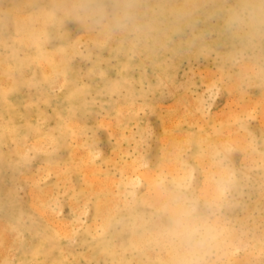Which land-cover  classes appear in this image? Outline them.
<instances>
[{
    "label": "rangeland",
    "instance_id": "obj_1",
    "mask_svg": "<svg viewBox=\"0 0 264 264\" xmlns=\"http://www.w3.org/2000/svg\"><path fill=\"white\" fill-rule=\"evenodd\" d=\"M259 1L0 0V227L3 226L0 228V232H6L8 236L9 232L13 233L14 230L15 233V229H17L16 234L21 236H18V241H20L18 242L16 239L18 242L16 243L14 238H17V235L13 233L12 237L14 238H12L11 233L9 236L12 241L9 242V236L6 237L5 233V241L10 243L6 242L10 249L6 248V250L8 249L6 251L4 246L8 245L4 243L0 255L3 256L2 258L7 256L9 260L6 257L4 260L1 258L0 264H5L12 259L14 261L19 256L21 251L17 249L16 244H27V242L29 245L37 244L38 236L36 234H52V238H57L54 240H58L56 242L59 247L57 246L58 250L54 259L57 262L59 260V264H114V261L116 264H121V261L124 264L126 260L127 264H178L181 260L195 261V264H254L256 259L255 264H264V221H262L264 220V187L261 188V191L256 192L257 194L255 193L258 189V182L264 181V157H262L264 149L258 148L255 138L258 134L264 136V128H262L264 124H261L264 122H260L262 121L261 110H264L262 108L264 98H261L264 96V76H261L264 74V69H261L264 67V60H262L264 57L256 60L259 53L260 57L264 56V38L261 39L260 45H257L253 52L243 49V40H241L248 32L246 20L251 14L249 12L258 5ZM131 29L132 31H130ZM262 30H264V26L261 29L264 34ZM167 31L168 33H166ZM240 49L241 52H238ZM87 52H90V55ZM237 54L240 56L236 57ZM241 58L242 60H240ZM228 59L229 62H226ZM230 60L233 61L237 71L242 70V68L238 70L237 66L243 60L249 61L251 64L254 62L252 66L254 75L252 74L251 77L254 83L238 94L237 92L230 93L225 89V85H228L225 77L227 76L226 67L230 64ZM255 67L260 69L255 70ZM240 72L245 73L243 70ZM260 81L262 86L258 87L257 83ZM131 89L133 90L131 91ZM152 92L153 95H151ZM242 101L247 105L252 104L249 106L250 110L247 107L242 109ZM252 106L253 108H251ZM239 107H241L240 110ZM248 110L249 113H247ZM182 117L184 118L182 119ZM67 118L72 122L70 127L67 125V122L71 124ZM190 123L192 124L190 125ZM244 123H246L244 125L246 129L243 128ZM62 125L66 127L64 128ZM222 126H230L229 128L234 129L232 133L234 132L238 138L243 139L240 140L242 146L240 149V147H236L239 144L238 140H236L235 146L234 141L229 140L232 139V135H230L227 140L233 144L225 143L227 148L224 151V153L227 152L225 159V155L221 153L222 149L218 153H214V161L211 155L206 158L207 160L203 159L207 156L204 153L208 152L204 143H199L198 147L191 140L187 142V138L195 137V134H197L196 137L201 135V137L205 136L204 138L208 137L209 133L218 130L223 134ZM203 129L212 131L206 133ZM114 131H116L115 134ZM167 131H170L171 137L168 133L165 134ZM198 131L203 132L198 133ZM8 134L10 135L8 136ZM244 134L245 136H243ZM250 135L251 137H249ZM245 137L247 145H244ZM253 137L255 140L252 139ZM224 138L226 139L225 135ZM74 141L76 142L74 143ZM247 147L257 150L252 162L249 160L251 159L249 158L251 150L248 152L249 148ZM203 149L205 150L203 151ZM242 150H247L244 153H248V156L242 153ZM197 151H199L198 154H196ZM242 157L245 158L242 159ZM246 158L248 159L246 160ZM196 159L202 160L199 162ZM177 161L179 162L177 163ZM198 163L200 166L204 164L201 169L200 166L198 167ZM223 164H228V167ZM137 168L141 172L137 171ZM187 168L189 169L187 170ZM218 168H220V172L228 170L226 175L231 173L228 174L229 177L228 175L225 177L223 182L219 181L221 179L218 176ZM147 171L149 172L147 173ZM170 172L172 173L170 174ZM147 174L150 176L148 177ZM202 174H206L204 177L207 179ZM205 179L210 181L206 183ZM147 180H149V184ZM208 183L212 187L213 184H224V187L220 186L224 192L219 198H210L211 191L209 190L212 187L208 188L211 186H208ZM234 183L236 184L234 185ZM32 189L34 191L31 192ZM205 189L209 191L208 194H203ZM4 191L6 192L4 193ZM153 192L159 193L158 200L161 203H158L161 205L157 204V207H155V203H157L155 197L157 196H154ZM30 193H32V197ZM142 195L148 198V203L151 202V205L139 201ZM5 196L6 198H4ZM161 196L165 200H162ZM167 198L168 203L165 202ZM182 199L183 202H181ZM82 202L87 207L81 205ZM179 202L182 205L178 207ZM72 203L73 205H71ZM131 203L136 204L132 206ZM162 203L167 204V206L163 205L165 208L171 207H168L166 211L180 210L181 207L192 210L190 214L195 219L197 217V221L211 227L210 242L194 254L178 251L168 238L172 214L171 212L168 214L165 209H162ZM172 204L177 207L173 206V208ZM28 205L33 208L38 205V210L32 209ZM96 207H100L99 212ZM72 209H74L73 213ZM95 209L97 211H94ZM100 210L101 212L103 210L102 214ZM140 212L143 213V216ZM137 213L139 216H136ZM102 215L106 218L110 217V219L105 218L109 223L105 222ZM134 216L135 219L137 218L136 221ZM42 217L48 218V221ZM28 219L31 221L29 222ZM52 220H55L56 223ZM103 221L106 224H103ZM137 221L142 223H137ZM3 222L4 225H2ZM46 223L49 224V227L44 228ZM134 224L135 227L138 225L136 228L134 227L135 230L132 228ZM5 225L7 229L9 228L8 230L4 229ZM122 225L125 226L124 231L121 228ZM165 225H168V228ZM126 227L129 228L126 230ZM68 229L71 231L69 232ZM131 229L133 232L130 231V234L129 230ZM66 230L73 239L67 238V234L64 236ZM144 230L148 232L147 234L152 235L147 237L146 242L144 241L146 246H144L145 243H142L143 245L136 247L131 243L132 234L142 233ZM62 233L63 237L61 238ZM56 234L61 235L53 236ZM96 234L101 235L98 237ZM129 235L132 236V239ZM163 236H165V245L163 246L165 249L155 246V241L158 244L159 240H163ZM152 244L153 246H151ZM124 246L127 247L125 250L127 252L124 251ZM59 248L65 249L62 251ZM174 249L177 252L174 253ZM98 250L103 252L98 254ZM3 251L5 255L2 254ZM7 252L13 255L8 254V257ZM80 253L86 254L87 257H84L86 261L83 257L81 260ZM68 254L73 256L70 257ZM97 254L98 256H96ZM62 255L67 256H64L65 260ZM116 255L120 256V262ZM91 256H94L93 259ZM88 257L92 261H90L91 263L88 261ZM184 257L185 259H183ZM46 259L47 257H39L36 264H48ZM244 259L247 260L244 261ZM124 260L125 262H123Z\"/></svg>",
    "mask_w": 264,
    "mask_h": 264
},
{
    "label": "bare ground",
    "instance_id": "obj_2",
    "mask_svg": "<svg viewBox=\"0 0 264 264\" xmlns=\"http://www.w3.org/2000/svg\"><path fill=\"white\" fill-rule=\"evenodd\" d=\"M13 1V0H12ZM122 1V0H121ZM137 1V0H136ZM244 1V0H243ZM246 1V0H245ZM256 1V0H255ZM44 2V1H43ZM80 2V1H79ZM24 3V2H23ZM87 3V2H86ZM199 3V2H198ZM203 3V2H202ZM53 4V3H52ZM130 4H131V2H130ZM64 5V4H63ZM62 5V6H63ZM144 5V4H143ZM148 5V4H147ZM150 5V4H149ZM157 5V4H156ZM27 6V5H26ZM145 6V5H144ZM16 7V6H15ZM86 7V6H85ZM126 7H128L127 5H126ZM139 7V6H138ZM185 7V6H184ZM197 7V6H196ZM87 8H88V6H87ZM132 8V7H131ZM135 8V7H134ZM133 8V9H134ZM220 8V7H219ZM63 9V8H62ZM99 9V8H98ZM101 9V8H100ZM126 9V8H125ZM185 9V8H184ZM236 9V8H235ZM7 10V9H6ZM15 10V9H14ZM16 10H17V8H16ZM82 10V9H81ZM110 10V9H109ZM135 10V9H134ZM174 10V9H173ZM188 10V9H187ZM10 11V10H9ZM40 11V10H39ZM57 11V10H56ZM63 11V10H62ZM90 11H91V9H90ZM132 11V10H131ZM137 11V10H136ZM183 11V10H182ZM36 12V11H35ZM49 12V11H48ZM59 12V11H58ZM69 12V11H68ZM73 12V11H72ZM98 12V11H97ZM107 12V11H106ZM139 12V11H138ZM3 13V12H2ZM41 13V12H40ZM50 13V12H49ZM87 13V12H86ZM95 13V12H94ZM123 13V12H122ZM121 13V14H122ZM135 13V12H134ZM177 13V12H176ZM185 13V12H184ZM251 13V14H250ZM45 14H46V11H45ZM54 14V13H53ZM102 14V13H101ZM124 14V13H123ZM147 14V13H146ZM235 14V13H234ZM241 14V13H240ZM250 14V15H249ZM249 14L247 13V15H249L248 16V19L246 20V25H247V27H248V32L244 35V38L242 39L241 38V40H243V49H247L248 51H250V52H253L256 48H257V45H260L259 43H260V41H261V39L262 38H264V37H262V36H264V34H262V32H261V29H262V26H264V0H260L259 1V3H258V5L257 6H255V8L253 9V10H251V12H249ZM30 15V14H29ZM43 15V14H42ZM83 15V14H82ZM118 15V14H117ZM151 15V14H150ZM25 16V15H24ZM53 16V15H52ZM58 16V15H57ZM92 16V15H91ZM121 16V15H120ZM132 16V15H131ZM145 16V15H144ZM20 17H21V15H20ZM29 17V16H28ZM34 17V16H33ZM61 17V16H60ZM64 17V16H63ZM115 17V16H114ZM41 18V17H40ZM52 18V17H51ZM56 18H58V17H56ZM56 18H55V20H56ZM88 18V17H87ZM110 18H112V17H110ZM30 19V18H29ZM29 19H27V20H29ZM36 19V18H35ZM34 19V20H35ZM61 19V18H60ZM121 19V18H120ZM20 20V19H19ZM22 20V19H21ZM24 20H25V18H24ZM33 20V19H32ZM38 20V19H37ZM43 20V19H42ZM64 20V19H63ZM77 20V19H76ZM177 20V19H176ZM18 21V20H17ZM30 21V20H29ZM39 21V20H38ZM78 21V20H77ZM137 21V20H136ZM30 22H32V21H30ZM29 22V23H30ZM41 22V21H40ZM24 23V22H23ZM42 23V22H41ZM45 23V22H44ZM57 23V22H56ZM238 23V22H237ZM64 24V23H63ZM82 24V23H81ZM85 24V23H84ZM88 24V23H87ZM150 24V23H149ZM242 25H243V23H242ZM45 26V25H44ZM101 26V25H100ZM113 26V25H112ZM123 26H124V24H123ZM240 26V25H239ZM20 27V26H19ZM57 27V26H56ZM55 27V28H56ZM140 27V26H139ZM189 27V26H188ZM23 28V27H22ZM31 28V27H30ZM44 27H42V29H43ZM92 28V27H91ZM102 28V27H101ZM106 28V27H105ZM126 28V27H125ZM136 28V27H135ZM133 29V28H132ZM132 29L130 30V31H132ZM139 29V28H138ZM166 29V28H165ZM190 29V28H189ZM36 30V29H35ZM44 30V29H43ZM89 30V29H88ZM115 30V29H114ZM152 30V29H151ZM112 31V30H111ZM124 31V30H123ZM130 31H128V32H130ZM139 31V30H138ZM191 31V30H190ZM262 31H264V30H262ZM18 32V31H17ZM99 32H101V31H99ZM103 32V31H102ZM107 32V31H106ZM144 32V31H143ZM18 33H20V31L18 32ZM26 33V32H25ZM24 33V34H25ZM32 33V32H31ZM112 33V32H111ZM116 33V32H115ZM166 33H168V31L166 32ZM29 34V33H28ZM27 34V35H28ZM103 34V33H102ZM101 34V35H102ZM105 34V33H104ZM107 34V33H106ZM140 34V33H139ZM62 35V34H61ZM108 35V34H107ZM117 35V34H116ZM136 35H137V33H136ZM47 36V35H46ZM84 36V35H83ZM111 36V35H110ZM199 36V35H198ZM240 36V35H239ZM76 37V36H75ZM81 37V36H80ZM79 37V38H80ZM100 37V36H99ZM238 37V36H237ZM22 38V37H21ZM20 38V39H21ZM46 38V37H45ZM85 38V37H84ZM96 38V37H95ZM131 38V37H130ZM137 38V37H136ZM53 39V38H52ZM77 39V38H76ZM202 39V38H201ZM30 40V39H29ZM40 40V39H39ZM43 40V39H42ZM80 40V39H79ZM98 40V39H97ZM120 40V39H119ZM122 40V39H121ZM126 40V39H125ZM130 40V39H129ZM140 40H142V39H140ZM186 40V39H185ZM35 41H36V39H35ZM35 41H33V42H35ZM101 41V40H100ZM118 41V40H117ZM137 41V40H136ZM171 41V40H170ZM27 42H28V38H27ZM31 42V41H30ZM121 42V41H120ZM197 42V41H196ZM68 43V42H67ZM106 43V42H105ZM134 43V42H133ZM198 43V42H197ZM42 44V43H41ZM44 44V43H43ZM79 44V43H78ZM103 44H104V42H103ZM109 44V43H108ZM132 44V43H131ZM187 44V43H186ZM238 44H240V43H238ZM142 45H143V43H142ZM146 45V44H145ZM156 45V44H155ZM27 46V45H26ZM43 46V45H42ZM78 46V45H77ZM157 46V45H156ZM194 46V45H193ZM62 47V46H61ZM139 47V46H138ZM166 47V46H165ZM225 47V46H224ZM16 48V47H15ZM43 48V47H42ZM75 48V47H74ZM110 48V47H109ZM139 48H141V47H139ZM171 48V47H170ZM41 49V48H40ZM198 49V48H197ZM128 50V49H127ZM156 50V49H155ZM212 50V49H211ZM55 51V50H54ZM139 51V50H138ZM213 51V50H212ZM257 51V50H256ZM259 51V50H258ZM257 51V52H258ZM133 52H135V51H133ZM133 52H131V54H133ZM238 52H241V49H240V51H238ZM88 53V52H87ZM90 53V52H89ZM88 53V54H89ZM137 53V52H136ZM14 54V53H13ZM21 54V53H20ZM63 54V53H62ZM124 54V53H123ZM199 54V53H198ZM253 54V53H252ZM258 54V53H257ZM257 54H256V56H257ZM80 55V54H79ZM90 55V54H89ZM175 55V54H174ZM193 55V54H192ZM203 55V54H202ZM233 55H235V52H233ZM238 55L240 56V54H237V56L236 57H238ZM8 56V55H7ZM22 56V55H21ZM21 56H20V58H21ZM46 56V55H45ZM61 56V55H60ZM63 56V55H62ZM73 56V55H72ZM129 56V55H128ZM143 56H145V55H143ZM194 56V55H193ZM204 56V55H203ZM202 56V57H203ZM217 56V55H216ZM224 56V55H223ZM252 56V55H251ZM58 57V56H57ZM146 57V56H145ZM188 57V56H187ZM246 57V56H245ZM253 57H254V55H253ZM262 57H264V56H261L260 57V53H259V57H257V59L256 60H258V58H262ZM66 58V57H65ZM87 58V57H86ZM189 58V57H188ZM232 58H234L233 56H232ZM248 58V57H247ZM54 59V58H53ZM76 59V58H75ZM88 59V58H87ZM150 59V58H149ZM230 59H231V56H230ZM236 59V58H235ZM238 59V58H237ZM253 59V58H252ZM41 60V59H40ZM107 60L109 61V59L107 58ZM147 60V59H146ZM222 60V59H221ZM240 60H242V58L240 59ZM255 60V61H256ZM262 60H264V58H262ZM38 61H39V59H38ZM51 61H53V60H51ZM60 61H61V59H60ZM214 61V60H213ZM102 62V61H101ZM226 62H229V59H228V61H226ZM238 62V61H237ZM43 63V62H42ZM64 63V62H63ZM98 63V62H97ZM253 63L254 62H252V64L249 62V61H247V62H245L244 60L237 66V69L238 70H240L241 68H242V70L245 72V73H243L242 74V72H240V71H242V70H240V71H237L236 70V68H235V66H234V64H233V61H231L230 60V64H228V66L226 67V70H227V76H225L226 77V79H227V82H228V85L226 86L225 85V89L228 91V92H230V93H233V92H237V94H238V92L239 93H241V92H243L244 91V89H248V87H249V85H251V83L253 84L254 83V81H253V78H251L254 74V72H253ZM23 65V64H22ZM27 65V64H26ZM63 65V64H62ZM61 65V66H62ZM195 65V64H194ZM258 65V64H257ZM6 66V65H5ZM15 66V65H14ZM173 66V65H172ZM207 66V65H206ZM255 66H256V64H255ZM3 67V66H2ZM25 67V66H24ZM78 67V66H77ZM182 67V66H181ZM215 67V66H214ZM10 68H14V67H10ZM21 68V67H20ZM133 68V67H132ZM189 68V67H188ZM200 68V67H199ZM256 69L255 70H258L257 68H259V67H255ZM96 69H98V68H96ZM211 69V68H210ZM260 69V68H259ZM261 69H264V67H262ZM20 70H22V69H20ZM45 70V69H44ZM49 70V69H48ZM189 70V69H188ZM204 70V69H203ZM16 71V70H15ZM71 71V70H70ZM185 71V70H184ZM262 71V70H261ZM50 72V71H49ZM218 73V72H217ZM48 74V73H47ZM98 74V73H97ZM207 74V73H206ZM253 74V75H252ZM255 74H257V73H255ZM61 75V74H60ZM261 76H264V74H262ZM175 77V76H174ZM254 77H256V76H254ZM258 77H259V75H258ZM50 78V77H49ZM189 78V77H188ZM52 79V78H51ZM51 79H49V80H51ZM166 79V78H165ZM255 79V78H254ZM260 79V78H259ZM261 79H262V77H261ZM83 80V79H82ZM130 80V79H129ZM160 80V79H159ZM2 81V80H1ZM162 81V80H161ZM190 81V80H189ZM188 81V82H189ZM194 81V80H193ZM193 81H191V82H193ZM210 81V80H209ZM52 82V81H51ZM182 82V81H181ZM54 83H57V82H54ZM108 83V82H107ZM183 83V82H182ZM187 83V82H186ZM260 83V84H259ZM190 84V83H189ZM210 84V83H209ZM209 84H208V86H209ZM259 86L258 87H260V85H261V81L260 82H258L257 83ZM257 84H254V85H257ZM10 85V84H9ZM8 85V86H9ZM148 85V84H147ZM65 86V85H64ZM179 86V85H178ZM216 86V85H215ZM220 86V85H219ZM262 86V85H261ZM59 87V86H58ZM251 87V86H250ZM115 88V87H114ZM175 88V87H174ZM176 88H177V86H176ZM180 88V87H179ZM123 89H125V88H123ZM127 89V88H126ZM147 89V88H146ZM168 89H169V87H168ZM171 89V88H170ZM16 90V89H15ZM114 90V89H113ZM120 90H122V89H120ZM119 90V91H120ZM133 89H131V91H132ZM224 90V89H223ZM82 91V90H81ZM95 91V90H94ZM130 91V90H129ZM225 91V90H224ZM241 91V92H240ZM246 91V90H245ZM248 91V90H247ZM260 91V90H259ZM262 91V90H261ZM260 91V92H261ZM249 92V91H248ZM247 92V93H248ZM159 93V92H158ZM167 93H168V91H167ZM98 94H99V92H98ZM119 94V93H118ZM236 94V95H237ZM250 94V93H249ZM129 95V94H128ZM151 95H153V92L151 93ZM243 95V94H242ZM262 95V94H261ZM99 96V95H98ZM111 96V95H110ZM117 96V95H116ZM245 96V95H244ZM120 97V96H119ZM236 97V96H235ZM240 97V96H239ZM259 97V96H258ZM72 98H74V97H72ZM184 98H186V97H184ZM189 98V97H188ZM246 98V97H245ZM248 98H251V97H248ZM261 98H264V96H262ZM41 99V98H40ZM234 99V98H233ZM236 99V98H235ZM256 99V98H255ZM259 99V98H258ZM162 100V99H161ZM251 100H253V99H251ZM260 100V99H259ZM114 101H115V99H114ZM154 101V100H153ZM204 101V100H203ZM234 101V100H233ZM184 102V101H183ZM188 102H189V100H188ZM227 102V101H226ZM258 102H260V101H258ZM257 102V103H258ZM28 103V102H27ZM32 103V102H31ZM116 103V102H115ZM182 103V102H181ZM230 103V102H229ZM228 103V104H229ZM241 103H243V101L241 102ZM246 102H244L243 104H242V109H244L245 107H247L248 109L250 108L249 106H251L252 104L250 103V105H247V103L245 104ZM255 103V102H254ZM261 103H262V100H261ZM261 103H260V107L262 106V105H264V104H262L261 105ZM26 104V103H25ZM45 104V103H44ZM189 104V103H188ZM28 105H30V104H28ZM123 105V104H122ZM158 105V104H157ZM170 105V104H169ZM197 105V104H196ZM224 105V104H223ZM247 105V106H246ZM118 106V105H117ZM121 106V105H120ZM139 106V105H138ZM171 106H173V105H171ZM179 106V105H178ZM189 106H191V105H189ZM193 106V105H192ZM244 106V107H243ZM36 107V106H35ZM136 107V106H135ZM150 107V106H149ZM168 107V106H167ZM170 107V106H169ZM188 108V107H187ZM240 108L241 107H239L238 109L240 110ZM251 108H253V106L251 107ZM262 108H264V106H262ZM178 109V108H177ZM190 110H191V108H189ZM227 109V108H226ZM237 109V110H238ZM242 109H241V112H242ZM255 109V108H254ZM259 109V111H260V108H258ZM119 110H120V108H119ZM140 110H141V108H140ZM144 110V109H143ZM173 110H175V109H173ZM250 110V109H249ZM249 110H248V112L247 113H249ZM252 110V109H251ZM256 110V109H255ZM88 111V110H87ZM153 111V110H152ZM178 111H180V110H178ZM186 111V110H185ZM244 111V113L246 112V109L245 110H243ZM254 111V110H253ZM262 112V116H260L261 117V119H262V121H260V119H259V121L260 122H264V110H261ZM164 112V111H163ZM176 112V111H175ZM183 112V111H182ZM187 112V111H186ZM224 111H222V114H224L223 113ZM237 112V111H236ZM67 113V112H66ZM174 113V112H173ZM181 113V112H180ZM191 113H194V111L192 112L191 111ZM206 113V112H205ZM210 113V112H209ZM8 114V113H7ZM99 114V113H98ZM138 114V113H137ZM177 114V113H176ZM188 114V113H187ZM203 114V113H202ZM208 114V113H207ZM230 114V113H229ZM233 114H235V113H233ZM143 115V114H142ZM141 115V116H142ZM173 115V114H172ZM193 115H195V114H193ZM204 115V114H203ZM245 115V114H244ZM119 116V115H118ZM123 116H124V114H123ZM174 116H175V113H174ZM178 116H180V115H178ZM223 116V115H222ZM230 116H231V114H230ZM236 116V115H235ZM239 116V115H238ZM8 117V116H7ZM49 117V116H48ZM171 117V116H170ZM221 117V116H220ZM229 117V116H228ZM244 117V116H243ZM259 117V118H260ZM51 118V117H50ZM133 118H134V116H133ZM175 118H176V116H175ZM178 118V117H177ZM181 118V117H180ZM184 117H182V119H183ZM186 118H187V116H186ZM193 118V117H192ZM197 118V117H196ZM217 118V117H216ZM230 118V117H229ZM234 118V117H233ZM232 118V119H233ZM236 118V117H235ZM65 119V118H64ZM126 119H128V118H126ZM193 119H195V118H193ZM223 119V118H222ZM221 119V120H222ZM236 119H238V117L236 118ZM46 120V119H45ZM67 120H68V118H67ZM176 120V119H175ZM225 120H227V119H225ZM229 120V119H228ZM227 120V121H228ZM245 120H247V119H245ZM40 121H41V119H40ZM69 121V120H68ZM93 121H94V119H93ZM115 121V120H114ZM127 121V120H126ZM194 121V120H193ZM217 121V120H216ZM243 121V120H242ZM258 121V122H259ZM66 122V121H65ZM70 122V121H69ZM210 122V121H209ZM221 122V121H220ZM236 122V121H235ZM244 122V121H243ZM242 122V123H243ZM71 124H68V122H67V125H69V127L70 126H72V122H70ZM76 123V122H75ZM183 123V122H182ZM194 123V122H193ZM1 124V123H0ZM118 124V123H117ZM120 124V123H119ZM172 124V123H171ZM192 123H190V125H191ZM238 124H239V122H238ZM246 123H244L243 124V126L245 125ZM261 124H264V123H261ZM63 125H65V123H63ZM62 125V127H64ZM81 125V124H80ZM116 125V124H115ZM170 125V124H169ZM2 126V125H1ZM118 126V125H117ZM140 126V125H139ZM167 126H168V123H167ZM167 126H166V128H167ZM172 126V125H171ZM208 126H209V124H208ZM243 126H240V127H243ZM262 126H264V125H262ZM66 127V126H65ZM64 127V128H65ZM75 127V126H74ZM77 127H79V126H77ZM133 127H134V125H133ZM170 127V126H169ZM205 127V126H204ZM230 127V126H229ZM229 127H226V126H222L221 127V130H222V133L223 134H221L220 132V130H218L217 132H212V133H209V131L211 132L212 130L210 129L209 131L208 130H204L206 133H207V131H208V137H206V138H204V137H201V135H199L198 137H196L197 136V134H195V137H192V138H187V142H188V140L190 141H192L193 142V144H196V146H198L199 147V143H204V146H206L207 147V151L208 152H206V153H204V154H206L207 156H203L202 158L203 159H206V158H208V156H212V160H213V155H214V153L216 154V153H218L219 152V150H221L222 149V151H221V153H223L224 155L226 154L227 155V152L226 153H224V151L227 149L225 146V143H231V144H233L234 143V146L237 144L236 143V140H238V142H239V144H237L236 145V147H240V149H241V144H240V140H241V137L240 138H238L236 135L237 134H235L234 132V134L232 133V130H234V129H231V128H229ZM2 128V127H1ZM6 128V127H5ZM9 128V127H8ZM7 128V129H8ZM119 128V127H118ZM165 128V129H166ZM210 128V127H209ZM208 128V129H209ZM229 128V129H228ZM243 128H245V126L243 127ZM261 128V127H260ZM262 128H264V127H262ZM80 129H81V127H80ZM191 129V128H190ZM207 129V128H206ZM246 129V128H245ZM56 130H58V129H56ZM150 130V129H149ZM202 130V129H201ZM62 131V130H61ZM60 131V132H61ZM75 131V130H74ZM78 131V130H77ZM125 131V130H124ZM147 131V130H146ZM200 131V130H199ZM198 131V133H202V132H199ZM220 131V132H219ZM4 132V131H3ZM9 132V131H8ZM8 132H5L6 134L8 133ZM63 132H64V129H63ZM76 132V131H75ZM115 132L116 131H114V134H115ZM118 132V131H117ZM140 132V131H139ZM156 132V131H155ZM124 133V132H123ZM147 133V132H146ZM166 133H170V131L168 132H165V134ZM183 133V132H182ZM191 133V132H190ZM246 133V132H245ZM249 133V132H248ZM10 134H12V133H10ZM10 134H8V136L10 135ZM145 134V133H144ZM164 134V135H165ZM177 134V133H176ZM175 134V135H176ZM181 134V133H180ZM184 134V133H183ZM193 134V133H192ZM213 134V135H212ZM247 134V133H246ZM249 134H251V133H249ZM33 135V134H32ZM77 135V134H76ZM139 135H140V133H139ZM143 135V134H142ZM141 135V136H142ZM148 135V134H147ZM150 135V134H149ZM167 135V134H166ZM170 135V136H169ZM168 136L169 137H171L172 136V134H169ZM188 135V134H187ZM224 135L226 136V139L224 138ZM230 135H232V139H229L230 138ZM254 135V134H253ZM53 136V135H52ZM51 136V137H52ZM78 136V135H77ZM86 136V135H85ZM127 136H130L129 134H127ZM151 136V135H150ZM182 136V135H181ZM188 136H191V135H188ZM188 136H186V137H188ZM243 136H245V134L243 135ZM242 136V137H243ZM247 136V135H246ZM26 137V136H25ZM81 137V136H80ZM142 137H144V136H142ZM146 137V136H145ZM249 137H251V135L249 136ZM248 137V138H249ZM149 138V137H148ZM173 138V137H172ZM176 138H177V136H176ZM179 138V137H178ZM181 138V137H180ZM184 138V137H183ZM256 141H257V145H258V148L260 149L261 147H262V149H264V136H260L259 134L258 135H256ZM3 139H4V137H3ZM8 139H9V137H8ZM40 139V138H39ZM77 139V138H76ZM76 139H74V140H76ZM141 139V138H140ZM227 139H229L230 141L231 140H233L234 142L232 143V142H230L229 140H227ZM252 139H254V137L252 138ZM52 140V139H51ZM78 140H79V138H78ZM168 140V139H167ZM224 140V141H223ZM226 140V141H225ZM243 140V139H242ZM241 140V141H242ZM247 139H246V137H245V140H244V145H247V143L245 142ZM250 140H251V138H250ZM249 140V141H250ZM255 140V139H254ZM9 141H10V139H9ZM35 141V140H34ZM39 141H41V139L39 140ZM43 141V140H42ZM80 141V140H79ZM84 141V140H83ZM119 141V140H118ZM133 141V140H132ZM164 141H166V140H164ZM186 141V140H185ZM49 142H50V140H49ZM54 142V141H53ZM76 141H74V143H75ZM93 142V141H92ZM135 142V141H134ZM253 142V141H252ZM251 142V143H252ZM18 143V142H17ZM33 143V142H32ZM44 143V142H43ZM64 143V142H63ZM78 143V142H77ZM83 143V142H82ZM81 143V144H82ZM162 143V142H161ZM177 143V142H176ZM242 143V142H241ZM250 143V142H249ZM254 143H255V141H254ZM178 144V143H177ZM206 144V145H205ZM76 145V144H75ZM78 145V144H77ZM80 145V144H79ZM91 145V144H90ZM138 145H139V143H138ZM149 145V144H148ZM151 145V144H150ZM255 145V144H254ZM19 146V145H18ZM38 146H39V144H38ZM37 146V147H38ZM83 146H85V145H83ZM139 146H141V144L139 145ZM147 146V145H146ZM181 146V145H180ZM249 146V145H248ZM252 146V145H251ZM65 147V146H64ZM186 147V146H185ZM188 147V146H187ZM190 147V146H189ZM244 147V146H243ZM54 148V147H53ZM151 148V147H150ZM178 148V147H177ZM229 148V147H228ZM247 148H249V150H248V152H250V150H251V153L249 154V158H251V159H249L250 161L251 160H253V156L257 153V150H255V149H252L251 147H247ZM257 148V149H258ZM25 149V148H24ZM76 149V148H75ZM99 149V148H98ZM138 149V148H137ZM143 149V148H142ZM145 149V148H144ZM185 149V148H184ZM186 149H188V148H186ZM230 149V148H229ZM239 149V151L241 152V150ZM244 149V148H243ZM17 150H20V149H17ZM29 150V149H28ZM47 150V149H46ZM56 150V149H55ZM54 150V151H55ZM97 150V149H96ZM182 150V149H181ZM190 150H192V149H190ZM198 150H199V148H198ZM205 149H203V151H204ZM261 150V149H260ZM49 151V150H48ZM47 151V152H48ZM79 151H81L80 149H79ZM85 151V150H84ZM100 151V150H99ZM121 151V150H120ZM183 151V150H182ZM181 151V152H182ZM233 151V150H232ZM243 152L242 153H244V151H247V150H242ZM259 151V150H258ZM22 152V151H21ZM74 152V151H73ZM171 152H172V150H171ZM178 152V151H177ZM201 152V151H200ZM229 152H231V151H229ZM261 152V151H260ZM43 153V152H42ZM91 153V152H90ZM122 153V152H121ZM140 153V152H139ZM145 153V152H144ZM147 153V152H146ZM161 153V152H160ZM164 153V152H163ZM199 153V151H197V153L196 154H198ZM203 153V152H202ZM45 154V153H44ZM70 154V153H69ZM84 154V153H83ZM181 154V153H180ZM183 154V153H182ZM222 154V155H223ZM232 154V153H231ZM244 154H246V153H244ZM261 154H262V152H261ZM90 155V154H89ZM162 155V154H161ZM164 155V157L166 156L165 155V153L163 154ZM168 155H169V151H168ZM185 155V154H184ZM219 155V154H218ZM226 155L224 156V159H225V157H226ZM87 156V155H86ZM95 156V155H94ZM151 156V155H150ZM180 156V155H179ZM188 156V155H187ZM193 156V155H192ZM195 156V155H194ZM199 156H200V154H199ZM210 156V157H211ZM231 156V155H230ZM246 156H248V153L246 154ZM259 156H261V155H259ZM91 157V156H90ZM163 157V158H164ZM172 157V156H171ZM181 157V156H180ZM189 157V156H188ZM228 157V156H227ZM262 157H264V156H262ZM69 158H71V156H69ZM92 158V157H91ZM149 158V157H148ZM162 158V157H161ZM166 158V157H165ZM167 158H169V157H167ZM190 158V157H189ZM193 157H191V159H192ZM194 158H196V157H194ZM197 158H199V157H197ZM201 158V157H200ZM199 158V159H200ZM218 158H219V156H218ZM243 158H245V157H242V159ZM79 159V158H78ZM82 159V158H81ZM170 159V158H169ZM172 159H173V157H172ZM187 159V158H186ZM199 159H196V160H198L199 162H201V160H199ZM227 160H228V158H226ZM248 158H246V160H247ZM69 160V159H68ZM67 160V161H68ZM85 160V159H84ZM114 160V159H113ZM146 160V159H145ZM184 160H185V158H184ZM193 160V159H192ZM207 160V159H206ZM209 160V159H208ZM221 160V159H220ZM223 160V159H222ZM221 160V161H222ZM71 161V160H70ZM89 161V160H88ZM174 161V160H173ZM191 161V160H190ZM195 161V160H194ZM214 161V160H213ZM223 161H225V160H223ZM245 161V160H244ZM261 161V160H260ZM22 162V161H21ZM66 162V161H65ZM65 162H63L64 164H65ZM85 162V161H84ZM90 162V161H89ZM143 162V161H142ZM153 162V161H152ZM151 162V163H152ZM175 162V161H174ZM179 161H177V163H178ZM203 162V161H202ZM211 162V161H210ZM220 162V161H219ZM225 162H227V161H225ZM229 162V161H228ZM227 162V163H228ZM252 162V161H251ZM23 163V162H22ZM67 163V162H66ZM87 163V162H86ZM155 163V162H154ZM191 163V162H190ZM218 163V162H217ZM19 164V163H18ZM21 164V163H20ZM139 164H141V163H139ZM138 164V165H139ZM182 164V163H181ZM197 164V163H196ZM210 164V163H209ZM218 164H220V163H218ZM217 164V165H218ZM247 164V163H246ZM252 164V163H251ZM68 165V164H67ZM89 165V164H88ZM137 165V166H138ZM147 165V164H146ZM202 165H204V164H202ZM201 165V166H202ZM211 165V164H210ZM216 165V166H217ZM223 165H225V164H223ZM228 165V164H227ZM227 165H225V166H227ZM47 166H49V165H47ZM166 166V165H165ZM174 166V165H173ZM181 166V165H180ZM200 165H199V163H198V167H199ZM201 166H200V169H201ZM52 167V166H51ZM67 167V166H66ZM79 167V166H78ZM99 167V166H98ZM212 167H213V165H212ZM215 167V166H214ZM218 167H220V166H218ZM228 167V166H227ZM50 168V167H49ZM119 168V167H118ZM131 168V167H130ZM197 168V167H196ZM208 168H209V166H208ZM207 168V169H208ZM217 168V167H216ZM222 169L224 168V166L223 167H221ZM226 168V167H225ZM61 169V168H60ZM83 169H85V168H83ZM94 169V168H93ZM145 169V168H144ZM162 169V168H161ZM168 169H169V167H168ZM189 168H187V170H188ZM190 169H192V168H190ZM219 169V172H218V170H216L217 172H218V176H219V178L221 179V180H219V181H221V182H223L224 180H225V177L228 175V174H231V173H228L227 175H226V172H228V170H222V172H220V168H218ZM45 170V169H44ZM56 170V169H55ZM85 170H87V169H85ZM133 170V169H132ZM142 170V169H141ZM146 170V169H145ZM166 170V169H165ZM204 170V169H203ZM215 170V169H214ZM99 171V170H98ZM137 171H139V169L137 168ZM170 171V170H169ZM177 171V170H176ZM202 171V170H201ZM21 172V171H20ZM19 172V173H20ZM44 172V171H43ZM56 172V171H55ZM73 172V171H72ZM91 172V171H90ZM95 172V171H94ZM139 172H141V171H139ZM149 171H147V173H148ZM159 172V171H158ZM157 172V173H158ZM173 172H175V171H173ZM190 172V171H189ZM195 172V171H194ZM216 172V173H217ZM87 173H88V171H87ZM92 173V172H91ZM150 173H153V172H150ZM155 173V172H154ZM161 173V172H160ZM159 173V174H160ZM172 172H170V174H171ZM178 173V172H177ZM176 173V174H177ZM188 173V172H187ZM196 173V172H195ZM202 173V172H201ZM204 173V172H203ZM70 174V173H69ZM168 174H169V172H168ZM182 174V173H181ZM190 174H191V172H190ZM207 174V173H206ZM205 174V175H206ZM210 174H211V172H210ZM220 174V175H219ZM140 175V174H139ZM146 175V174H145ZM156 175V174H155ZM185 175H187V174H185ZM203 175V174H202ZM205 175H203V177L205 176ZM209 175V174H208ZM216 175V174H215ZM240 175V174H239ZM23 176V175H22ZM40 176H41V174H40ZM65 176V175H64ZM140 176H143V175H140ZM147 176L149 177L150 175H148L147 174ZM159 176V175H158ZM178 176V175H177ZM182 176V175H181ZM201 176V175H200ZM233 176V175H232ZM20 177V176H19ZM30 177V176H29ZM37 177V176H36ZM39 177V176H38ZM42 177V176H41ZM47 177V176H46ZM71 177V176H70ZM137 177H139V176H137ZM175 177V176H174ZM207 177H209V176H207ZM228 177H229V175H228ZM65 178V177H64ZM97 178V177H96ZM140 178H142V177H140ZM180 178V177H179ZM204 178H206V177H204ZM28 179V178H27ZM60 179H61V177H60ZM86 179V178H85ZM94 179V178H93ZM110 179H112V178H110ZM122 179V178H121ZM128 179V178H127ZM148 179V178H147ZM181 179V178H180ZM202 179V178H201ZM207 179V178H206ZM205 179V180H206ZM32 180V179H31ZM66 180V179H65ZM87 180V179H86ZM129 180V179H128ZM164 180V179H163ZM57 181V180H56ZM59 181V180H58ZM95 181V180H94ZM149 180H147V183L149 184L150 182H148ZM203 181H204V179H203ZM207 181L208 180H206V183H207ZM210 181V180H209ZM208 181V182H209ZM216 181H217V179H216ZM219 181H217V182H219ZM1 182V181H0ZM159 182V181H158ZM92 183V182H91ZM97 183H98V181H97ZM152 183H154V182H152ZM203 183V182H202ZM225 183V182H224ZM261 183V184H260ZM196 184V183H195ZM226 184V183H225ZM232 184V183H231ZM236 183H234V185H235ZM247 184V183H246ZM33 185V184H32ZM36 185V184H35ZM97 185V184H96ZM100 185V184H99ZM131 185H132V183H131ZM142 185V184H141ZM151 185V184H150ZM208 186L209 185H211L210 183H208L207 184ZM224 184H222V183H217V185H215V184H213V187H212V185L211 186H207L208 188H210V187H212L211 188V190H209V191H211V194H210V198L212 197V198H215V199H217V198H219L220 196H221V194L224 192V190L223 189H221L222 187H224L223 186ZM227 185V184H226ZM187 186V185H186ZM195 186V185H194ZM193 186V187H194ZM220 186H222V187H220ZM244 186H245V184H244ZM47 187V186H46ZM67 187V186H66ZM100 187V186H99ZM182 187H184L183 185H182ZM190 187V186H189ZM216 187V188H215ZM257 187H258V189L255 191V193L256 192H259V191H261V188L262 187H264V181H259L258 182V184H257ZM70 188V187H69ZM84 188V187H83ZM185 188V187H184ZM205 188V187H204ZM22 189V188H21ZM71 189V188H70ZM93 189H95V188H93ZM114 189V188H113ZM112 189V190H113ZM177 189H178V187H177ZM196 189H197V186H196ZM199 189V188H198ZM207 189V188H206ZM205 189V190H206ZM229 189V188H228ZM99 190V189H98ZM103 190H105V189H103ZM145 190H146V188H145ZM144 190V191H145ZM152 191H153V189H151ZM204 190V191H205ZM32 191H34L33 189L31 190V192ZM45 191V190H44ZM65 191V190H64ZM122 191V190H121ZM120 191V192H121ZM147 191V190H146ZM201 191H203V190H201ZM204 191H203V194H208L209 193V191H205V193H204ZM6 191H4V193H5ZM10 192V191H9ZM47 192H48V190H47ZM155 192H156V190H155ZM155 192H153L154 193V196H157V197H155V198H157L156 199V201H157V203H155L156 204V206H155V204L153 205V207L155 206V207H157L158 205H161V204H159L158 202H160L161 203V201L160 200H158L160 197H159V193H157V194H155ZM49 194H51L50 193V191L48 192ZM92 193H94L93 191H92ZM105 193V192H104ZM148 193H149V191H148ZM61 194V193H60ZM88 194V193H87ZM172 194V193H171ZM171 194H170V196H171ZM197 194V193H196ZM202 194V193H201ZM257 194V193H256ZM30 195H31V197H32V193H30ZM34 195V194H33ZM134 195V194H133ZM161 195V194H160ZM3 196V195H2ZM91 196H92V194H91ZM135 196V195H134ZM153 196V195H152ZM163 196V195H162ZM162 196H161V199H162ZM209 196V195H208ZM35 197H36V195H35ZM81 197H83V196H81ZM118 197V196H117ZM201 197V196H200ZM4 198H6V196L4 197ZM140 198H141V196H140ZM163 198H165L164 196H163ZM170 198V197H169ZM171 198H172V196H171ZM176 198V197H175ZM196 198V197H195ZM209 198V197H208ZM81 199V198H80ZM109 199V198H108ZM134 199V198H133ZM31 200H32V198H31ZM30 200V201H31ZM72 200V199H71ZM104 200V199H103ZM126 200V199H125ZM136 200V199H135ZM151 200V199H150ZM162 200H165V199H162ZM29 201V203H31ZM86 201V200H85ZM89 201H90V199H89ZM88 201V202H89ZM117 201V200H116ZM139 201H141V203H148V198H145V197H143V195H142V198L139 200ZM138 201V202H139ZM9 202V201H8ZM52 202V201H51ZM97 202H98V200H97ZM96 202V203H97ZM103 202V201H102ZM118 202H119V200H118ZM166 203H168L169 202V200H168V198H167V201H165ZM181 202H183V199H182V201ZM33 203V202H32ZM54 203V202H53ZM86 203V202H85ZM116 203V202H115ZM137 203V202H136ZM135 203V204H136ZM151 203V202H150ZM150 203H148L149 205H151ZM166 203H162V209L164 210L165 209V211H166V209L169 207V208H171L170 206H168L167 208H165L163 205L165 204V206H167V204ZM190 203H192V202H190ZM225 203H226V201H225ZM36 204H37V202H36ZM36 204H34V205H36ZM75 204V203H74ZM100 204V203H99ZM119 204V203H118ZM117 204V205H118ZM121 204V203H120ZM132 204V203H131ZM134 203L132 204V206L133 205H135ZM158 204V205H157ZM196 204V203H195ZM71 205H73V203L71 204ZM81 205H84L83 204V202H82V204ZM96 205H98V204H96ZM176 205H177V203H176ZM176 205H173L172 204V207L173 206H175V207H177ZM179 205H180V202L178 203V207H179ZM181 205H182V203H181ZM180 205V206H181ZM197 205V204H196ZM227 205V204H226ZM32 207L31 205H28V207ZM38 206V205H37ZM37 206H36V208H33L32 207V209H36V210H38L37 209ZM47 206H48V204H47ZM85 206V205H84ZM103 206H104V204H103ZM108 206V205H107ZM111 206H113V205H111ZM129 206H131V205H129ZM138 206V205H137ZM198 206V205H197ZM229 206V205H228ZM35 207V206H34ZM74 207V206H73ZM82 207V206H81ZM85 207H87V206H85ZM95 207V206H94ZM123 207V206H122ZM191 208L193 207L192 205L190 206ZM195 207V206H194ZM39 208V207H38ZM59 208V207H58ZM97 209H98V212H99V209H100V207H96ZM102 208V207H101ZM144 208H146V207H144ZM160 208V207H159ZM174 208V207H173ZM173 208H172V210H173ZM183 207H181V209H182ZM197 208H199V207H197ZM48 210H49V207L47 208ZM88 209V208H87ZM97 209H95L94 211H97ZM131 209V208H130ZM142 209V208H141ZM188 209V208H187ZM194 210L196 209V208H193ZM35 210V211H36ZM74 209H72V213L74 212L73 211ZM75 210H77V208H75ZM81 210H82V208H81ZM81 210H80V212H81ZM176 210V211H175ZM174 211H171V210H167L166 212H168V214H169V212H171V214H172V216H171V221H172V223H173V220L175 219V217H176V214H177V210L178 209H175ZM261 210V209H260ZM19 211V210H18ZM77 211H79V209L77 210ZM77 211H76V215H77ZM87 211V210H86ZM108 211V210H107ZM157 211H158V209H157ZM192 211V210H191ZM191 211H190V213H191ZM42 212V211H41ZM52 212V211H51ZM50 212V213H51ZM59 212H61V211H59ZM102 212H103V210H102ZM102 212H101V210H100V213L102 214ZM163 213H164V211H162ZM165 212V213H166ZM216 212V211H215ZM34 213V212H33ZM37 213V212H36ZM53 213V212H52ZM110 213V212H109ZM116 213V212H115ZM142 212H140V214H141ZM143 213H144V211H143ZM143 213H142V216H143ZM20 214H22V213H20ZM20 214H18V215H20ZM58 214V213H57ZM96 214V213H95ZM113 214V213H112ZM134 214V213H133ZM41 215V214H40ZM53 215V214H52ZM75 215V216H76ZM106 216L108 215V213L107 214H105ZM110 215V214H109ZM125 215V214H124ZM136 215V214H135ZM26 216V215H25ZM37 216V215H36ZM39 216V215H38ZM49 216V215H48ZM55 216V215H54ZM103 216V215H102ZM136 216H139L138 215V213H137V215ZM141 216V217H142ZM24 217V216H23ZM22 217V219H24ZM47 217V216H46ZM43 218V219H45V221H46V219H47V221H48V218ZM104 217V216H103ZM199 217V216H198ZM236 217V216H235ZM20 218V217H19ZM41 218V219H42ZM106 217H104V219H105ZM110 219V217L108 216L106 219ZM124 218V217H123ZM159 218V217H158ZM195 218V217H194ZM31 219H32V217H31ZM51 219V218H50ZM103 219V218H102ZM103 219V220H104ZM105 219V220H106ZM133 219V218H132ZM134 219H135V216H134ZM196 219H197V217H196ZM225 219V218H224ZM20 221H21V219H19ZM29 220V219H28ZM75 220V219H74ZM77 220V219H76ZM75 220V221H76ZM104 220V221H105ZM137 220V218L135 219V221ZM31 220H29V222H30ZM52 221H55V220H52ZM52 221H51V223H52ZM104 221H103V224H106V223H109V222H107V220L105 221L106 223H104ZM117 221V220H116ZM143 221V220H142ZM262 221H264V220H262ZM16 222V221H15ZM18 222V221H17ZM26 222V221H25ZM49 222H50V220H49ZM61 222H62V220H61ZM140 222V221H139ZM138 221H137V223H139ZM0 223H1V221H0ZM55 223H56V221H55ZM65 223H66V221H65ZM65 223H64V225H65ZM118 223V222H117ZM134 223V222H133ZM142 222H140V224H141ZM144 223V222H143ZM168 223V222H167ZM172 223H171V225H170V227H169V230H170V228H171V226H172ZM5 223L3 222V224L2 225H4ZM11 224V223H10ZM39 224V223H38ZM43 224H45V223H43ZM42 224V225H43ZM47 224V223H46ZM151 224V223H150ZM149 224V225H150ZM7 225V224H6ZM5 225V226H6ZM13 225V224H12ZM11 225V226H12ZM91 225V224H90ZM99 225V224H98ZM108 225V224H107ZM131 225H132V223H131ZM137 225V224H136ZM8 226H9V224H8ZM27 226V225H26ZM46 226H48L49 227V224H47V225H45L44 226V228L46 227ZM55 226V225H54ZM95 226V225H94ZM106 226V225H105ZM138 226V225H137ZM136 226V227H137ZM165 226H167V228H168V225H165ZM253 226V225H252ZM31 227H33V226H31ZM60 227V226H59ZM77 227V226H76ZM107 227V226H106ZM125 227V226H124ZM123 227V225H122V229L124 228ZM134 227H135V224L132 226V228L134 229ZM135 227V228H136ZM140 227V226H139ZM0 228H3V226L2 227H0ZM16 228V227H15ZM15 228H13V229H15ZM43 228V229H44ZM55 228V227H54ZM95 228V227H94ZM100 228V227H99ZM129 228V227H128ZM127 227H126V230L128 229ZM164 228V227H163ZM166 228V227H165ZM4 229H6V230H8L7 229V226L4 228ZM40 229V228H39ZM57 229V228H56ZM67 229V228H66ZM102 229V228H101ZM133 229H131V230H129V232L130 231H132ZM5 230V231H6ZM16 230V232H17V229H15ZM57 230H59V228L57 229ZM69 230V229H68ZM68 230H66L65 231V234H64V236L67 234V238H69V239H71L72 237L71 236H69V234H68ZM89 230V229H88ZM94 230H96V229H94ZM105 230V229H104ZM103 230V231H104ZM125 229H123V231H124ZM135 230V229H134ZM1 231V230H0ZM71 230H69V232H70ZM82 231H84V230H82ZM90 231V230H89ZM239 231V230H238ZM246 231V230H245ZM9 232V231H8ZM16 232L14 233V230H13V233L14 234H16ZM38 232V231H37ZM53 232V231H52ZM61 232V231H60ZM64 232V231H63ZM67 232V233H66ZM122 232V231H121ZM133 232V231H132ZM5 233L6 232H0V250H1V248H2V245L4 246V243H5V245H8V246H4L5 247V250H6V248H9V242H11L12 241V239L10 240V234L12 233V231L11 232H9L10 234L8 235L9 236V242L8 241H5ZM13 233L11 234V237H12V235H13ZM18 233H20V232H18ZM89 233V232H88ZM93 233V232H92ZM102 233V232H101ZM135 233V232H134ZM148 232H146V230H144V231H142V233H136V234H132V236H133V240H132V242L131 243H133L136 247H137V245L139 246V245H143L145 242H146V240H147V237H149V236H151L152 234H147ZM152 233V232H151ZM216 233V232H215ZM54 234V233H53ZM72 234L74 235V233L72 232ZM83 234V233H82ZM85 234H86V232H85ZM130 234H131V232H130ZM164 234V233H163ZM167 234H168V230H167ZM240 234V233H239ZM17 235V234H16ZM15 235V236H16ZM61 235V234H60ZM59 235V236H60ZM72 235V236H73ZM88 236H89V234H87ZM90 235H92V234H90ZM94 235V234H93ZM96 235H98V234H96ZM101 235V234H100ZM100 235H98V237L100 236ZM102 235H103V233H102ZM169 235V234H168ZM215 235V234H214ZM7 236V233H6V237H8ZM18 236H20V235H17V238L15 237H12V238H14L15 239V241H16V239H17V241H18ZM35 236V235H34ZM36 236H38V239H37V241H38V243L37 244H35V245H29L28 244V242H27V244H21V245H18V244H16V243H18L17 241H16V247H17V249L19 250V251H21V253L19 254V256L13 261V259L10 257V259H12V260H10L9 262H6L5 264H36V262L38 261V259H39V257H47V259H46V262L48 263V264H59L58 262H59V260H58V262H57V260H55L54 259V255H55V253L57 252V246L59 245L56 241H58V240H54V239H57V238H52L51 236H52V234H36ZM53 236H56V237H59L58 236V234H56V235H53ZM103 236H105V235H103ZM131 236V237H132ZM21 237V236H20ZM63 237V233H62V236H61V238ZM71 237V238H70ZM85 237H86V235H85ZM129 237H130V235H129ZM129 237H128V239H129ZM130 237V238H131ZM217 237V236H216ZM89 238V237H88ZM93 238V237H92ZM163 238V240H159L158 241V244H157V241H155V246H159V248H162L165 244H164V238H165V236H163L162 237ZM168 238H169V236H168ZM255 238V237H254ZM7 240H8V238H6ZM59 239V238H58ZM68 239V240H69ZM73 239V238H72ZM126 239V238H125ZM132 239V238H131ZM158 239V238H157ZM65 240V239H64ZM68 240H67V242H68ZM14 241V240H13ZM14 241V242H15ZM26 241V240H25ZM74 241V240H73ZM100 241V240H99ZM145 241V242H144ZM238 241V240H237ZM257 241V240H256ZM6 242H8L9 244H7ZM128 242V241H127ZM30 243V242H29ZM143 243V244H142ZM96 244V243H95ZM115 244V243H114ZM169 244V243H168ZM167 244V245H168ZM63 245V244H62ZM67 245V244H66ZM82 245V244H81ZM128 245V244H127ZM170 245V244H169ZM173 245V244H172ZM247 245V244H246ZM64 246V245H63ZM133 246V245H132ZM144 246H146V243L144 244ZM143 246V248L145 249V247ZM151 246H153V244L151 245ZM154 246V247H155ZM174 246V245H173ZM13 247V246H12ZM59 247V246H58ZM62 247V246H61ZM125 247V248H124ZM124 247H122V248H124V251L126 250V246H124ZM142 247V246H141ZM14 248H15V245H14ZM66 248H67V246H66ZM129 248V247H128ZM152 248V247H151ZM164 248V247H163ZM10 249V248H9ZM16 249V248H15ZM61 248H59V250H60ZM65 248H63V250H64ZM70 249V248H69ZM81 249V248H80ZM89 249H90V247H89ZM105 249H106V247H105ZM109 249V248H108ZM142 249V248H141ZM143 249V250H144ZM165 249V248H164ZM170 249V248H169ZM3 250V249H2ZM2 250H1V252H2ZM8 250V249H7ZM6 250V251H7ZM62 250V249H61ZM62 250V251H63ZM86 250V249H85ZM91 250V249H90ZM100 250H102V249H100ZM100 250H98L99 252H98V254L101 252ZM114 251V249H111V251ZM123 250V249H122ZM131 250V249H130ZM142 250V251H143ZM166 250H168V249H166ZM171 250H172V247H171ZM5 251V252H6ZM16 251V250H15ZM62 251H60L61 253H62ZM89 251V250H88ZM123 251V253H125V252H127V251H125L124 252ZM129 251V250H128ZM139 251H140V248H139ZM141 251V252H142ZM145 251V250H144ZM161 251V250H160ZM179 251V250H178ZM182 251V250H181ZM0 252V253H1ZM9 252H12V251H9ZM85 252V251H84ZM103 252V251H102ZM101 252V253H102ZM106 253H109V252H107V251H105ZM130 252V251H129ZM141 252H139V253H141ZM169 252V251H168ZM175 252H177L176 251V249H174V253ZM185 252V251H184ZM184 252H179V253H184ZM60 253V254H61ZM75 253V252H74ZM100 253V254H101ZM113 253V252H112ZM120 253V252H119ZM122 253V252H121ZM122 253V254H123ZM131 253V252H130ZM145 253V252H144ZM171 253V252H170ZM2 254H4V251H3V253ZM9 253L7 252L6 253V255H8ZM65 254V253H64ZM71 254V253H70ZM70 254H68V256H73V255H70ZM98 254L96 255V256H98ZM114 254H116V253H114ZM121 254V255H122ZM177 254V253H176ZM194 254V253H193ZM202 254H203V252H202ZM5 255V254H4ZM10 256L11 255H13V254H9ZM9 255H8V257H9ZM79 255V254H78ZM80 255H82L81 256V260H82V257L84 258H86L87 256H85L86 254L84 253V255H83V253H80ZM79 255V256H80ZM88 255H89V252H88ZM107 255H109V254H107ZM110 255H111V252H110ZM109 255V256H110ZM148 255V254H147ZM156 255V254H155ZM162 255V254H161ZM160 255V256H161ZM257 255V254H256ZM63 256V255H62ZM64 256H66V255H64ZM64 256H63V258H64ZM77 256V255H76ZM101 255H99V257H100ZM112 256V255H111ZM117 256V255H116ZM152 256V255H151ZM163 256V255H162ZM165 256V255H164ZM171 256H172V254H171ZM184 256V255H183ZM251 256H253L252 255V253H251ZM3 256H1L0 255V259L2 258ZM7 258V256H4V258ZM13 257V256H12ZM67 257V256H66ZM92 257V259H93V257L94 256H91ZM102 257V256H101ZM118 257V261L120 262V259H119V257L120 256H117ZM116 257V258H117ZM170 257V256H169ZM258 257V256H257ZM4 258H2L3 260H4ZM85 258H84V260H85ZM62 259V258H61ZM69 259V258H68ZM88 259V261L90 262L91 260H89V257L87 258ZM106 259V258H105ZM109 259V258H108ZM122 259V258H121ZM183 259H185V257L183 258ZM2 260V261H3ZM7 260H9L8 258H7ZM7 260H5V261H7ZM63 260H65V258L63 259ZM77 260V259H76ZM75 260V261H76ZM83 260V261H84ZM116 260V259H115ZM177 260V259H176ZM245 260H247V259H244V261ZM257 260V259H256ZM255 260V261H256ZM1 261V260H0ZM42 261V260H41ZM41 261H39V262H41ZM86 261V260H85ZM96 261V260H95ZM94 261V262H95ZM136 261V260H135ZM159 261V260H158ZM182 261V260H181ZM255 261H254V264H255ZM66 263H67V261H65ZM92 262V261H91ZM90 262V263H91ZM116 261H114V264H116L115 263ZM123 262H125V260L123 261ZM126 262H127V260H126ZM124 263V264H127V263ZM146 262V261H145ZM108 263V262H107ZM121 264H123L122 263V261L120 262ZM202 263V262H201ZM4 264V263H3ZM61 264V263H60ZM118 264V263H117ZM142 264V263H141Z\"/></svg>",
    "mask_w": 264,
    "mask_h": 264
},
{
    "label": "clouds",
    "instance_id": "obj_3",
    "mask_svg": "<svg viewBox=\"0 0 264 264\" xmlns=\"http://www.w3.org/2000/svg\"><path fill=\"white\" fill-rule=\"evenodd\" d=\"M169 239L178 250L195 253L210 242L211 227L197 221L189 209H180L169 230ZM178 264H195V261L182 260Z\"/></svg>",
    "mask_w": 264,
    "mask_h": 264
}]
</instances>
